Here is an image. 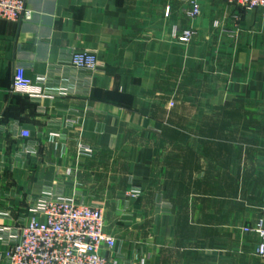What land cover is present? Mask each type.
Instances as JSON below:
<instances>
[{
    "label": "crops",
    "instance_id": "0c3cea01",
    "mask_svg": "<svg viewBox=\"0 0 264 264\" xmlns=\"http://www.w3.org/2000/svg\"><path fill=\"white\" fill-rule=\"evenodd\" d=\"M191 2L30 0V21L0 19L1 226L51 190L104 208L119 264L260 262L243 227L264 216V7ZM73 50L105 64L91 83ZM17 66L66 94L14 92Z\"/></svg>",
    "mask_w": 264,
    "mask_h": 264
},
{
    "label": "built area",
    "instance_id": "2783aa9c",
    "mask_svg": "<svg viewBox=\"0 0 264 264\" xmlns=\"http://www.w3.org/2000/svg\"><path fill=\"white\" fill-rule=\"evenodd\" d=\"M29 1L0 0V19L13 22L30 21L34 11L29 6ZM228 1L246 11L264 7V0ZM191 4L187 14L194 18L201 13V8L198 0H192ZM166 13H169V8ZM193 34L191 28L185 29L178 36V40L187 43ZM70 63L76 69L85 71L90 83L96 73L105 68L97 54L89 50H73ZM12 90L36 99L66 94L62 89H57L56 92L49 90L43 80L33 81L26 76L24 67L21 66L15 69ZM21 136L30 138L31 133L28 129H22ZM24 151L29 152L26 148ZM77 151L87 155L93 152L82 141L78 142ZM66 171L71 173L70 168ZM130 194L139 195L136 191ZM30 212L32 216L28 221L16 228L0 225V239L7 246L8 264H119L117 239L106 229L103 207L87 205L72 197L55 195L51 190H46L38 196ZM1 214L2 217L8 216L7 212ZM243 230L257 234L255 254L264 258V216L253 226H244Z\"/></svg>",
    "mask_w": 264,
    "mask_h": 264
},
{
    "label": "rangeland",
    "instance_id": "374dc122",
    "mask_svg": "<svg viewBox=\"0 0 264 264\" xmlns=\"http://www.w3.org/2000/svg\"><path fill=\"white\" fill-rule=\"evenodd\" d=\"M261 137H264V136H260V135H259V136H252V137H251V142H250V143H251V144H259V143L261 142V139H260ZM263 147H264V144H263ZM257 150H258V149H256V148H255V149H253V148L250 149V151L253 152V153H254V152L256 153ZM260 152L263 153V152H264V148H262V150L260 149ZM254 241H256L255 238H252V239L250 240V242L253 244V246H252L249 250H246V251H247L246 254L249 255V256H255L254 253H253V249H254ZM241 252H242V253H241ZM241 252H240V254H243V253H244V250L241 251ZM255 257H256V256H255ZM259 258H260V257H259ZM249 264H257V263H255L254 261L250 260V263H249ZM258 264H264V259H263V258H260V262H259Z\"/></svg>",
    "mask_w": 264,
    "mask_h": 264
}]
</instances>
